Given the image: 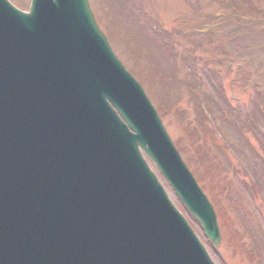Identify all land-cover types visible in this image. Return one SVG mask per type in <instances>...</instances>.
Instances as JSON below:
<instances>
[{"label": "water", "instance_id": "95a60500", "mask_svg": "<svg viewBox=\"0 0 264 264\" xmlns=\"http://www.w3.org/2000/svg\"><path fill=\"white\" fill-rule=\"evenodd\" d=\"M140 148L217 245L212 205L87 0H0V264H213Z\"/></svg>", "mask_w": 264, "mask_h": 264}, {"label": "rangeland", "instance_id": "374dc122", "mask_svg": "<svg viewBox=\"0 0 264 264\" xmlns=\"http://www.w3.org/2000/svg\"><path fill=\"white\" fill-rule=\"evenodd\" d=\"M11 1L20 9L28 8L29 0ZM197 1L89 0V3L113 50L144 87L199 185L205 192L212 181L221 186L223 193L219 199L237 228L236 243L249 251L255 249L258 255H254V260L241 255L237 249L233 250L231 240L223 238L217 246L209 243L200 224L147 159L174 205L187 218L215 264H264V40L257 44L247 41L244 49L232 47L229 56L223 54L226 39L220 37L208 40L204 37L206 43L194 49L195 44L179 36V30L187 26L184 23H198L206 19V14L223 7L221 0ZM235 1L242 6L240 18L245 23L257 22L264 16V0ZM154 25L160 34L170 35L175 46L157 34ZM238 29L236 37L240 39ZM171 53H175L176 60ZM187 64L194 68L191 70ZM173 68L177 73H173ZM189 69L194 78L189 76ZM198 105L207 110L203 129L197 123ZM180 120L184 126L196 128L195 138L186 137ZM206 127L212 130L215 143ZM198 152L217 165L214 180L207 177L204 159Z\"/></svg>", "mask_w": 264, "mask_h": 264}, {"label": "trees", "instance_id": "16d2710c", "mask_svg": "<svg viewBox=\"0 0 264 264\" xmlns=\"http://www.w3.org/2000/svg\"><path fill=\"white\" fill-rule=\"evenodd\" d=\"M225 3V0H223ZM236 3V4H235ZM227 7L229 8V11L226 12L224 15L219 16L218 15V23L214 22L213 19L215 18H209L208 26L205 29L199 28L201 24L195 23L188 26V29L186 31L189 36L187 38H190V41L194 43L195 45L199 46L202 44V42L199 41L200 38L206 37L209 39L213 37H220L223 39H226L224 43L228 47L229 51L226 49L223 54H226L229 56L231 54V51H233L232 47L239 46L238 49H244L243 47L246 46V42L248 43H254L257 44L259 41L264 40V16L263 19H261L259 22H253V20L249 21L248 23H245L241 20L240 15H242V6H239L237 2L234 0L231 1L230 4L227 3ZM210 14H206L205 16L209 17ZM213 17V16H212ZM197 19V18H196ZM240 28V34H242V38L238 39L237 33H239ZM178 32V34H181ZM244 38V39H243ZM199 41V42H198ZM259 45V44H258ZM261 46V45H259ZM257 51V49H256ZM237 55V52L234 51ZM232 53V54H233ZM241 52H238V55H240ZM254 58V57H253ZM263 72V69L261 70V73ZM199 116L197 119L198 125L203 129V125L205 126L206 123V109H204L201 106H197ZM261 113V112H260ZM253 120V116L251 118ZM253 122V121H251ZM181 128L184 131V134L189 136L190 135H196L197 131L195 127H192L190 129L188 126H184L182 124L181 120L179 121ZM206 131L211 136V141L215 143V138L212 130L209 127H206ZM193 136L195 138L196 136ZM199 156L200 153L198 152ZM200 158H203L200 156ZM203 167L205 171L207 172V177L212 181L213 179V173L218 170L217 165L213 164V161L211 158H203ZM207 187V193L209 195V198L211 202L214 205V208L217 213L218 222L221 228V233L223 238L227 239L231 242V245L233 246V250L236 251L239 250L241 254L246 255L248 258L251 257V252L246 248L239 246L238 243H236V240L239 239V234L237 233V228H234L231 222V216L229 212L227 211L224 206H222L221 200L219 199V195H222L223 191L221 186H219L217 183L215 184L213 181ZM255 187V185H254ZM217 190V191H216ZM227 204L229 205V202L227 201ZM234 240V241H233ZM256 251V250H255Z\"/></svg>", "mask_w": 264, "mask_h": 264}]
</instances>
